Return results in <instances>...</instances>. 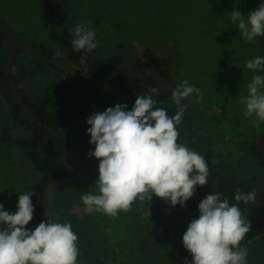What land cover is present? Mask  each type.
<instances>
[{"label":"rangeland","instance_id":"374dc122","mask_svg":"<svg viewBox=\"0 0 264 264\" xmlns=\"http://www.w3.org/2000/svg\"><path fill=\"white\" fill-rule=\"evenodd\" d=\"M261 3L264 0H66L62 4L69 29L84 23L95 31L98 46L91 54L108 57L124 51L126 66L146 84L164 87L175 113L172 92L179 84L187 79L201 90L203 99L193 94L181 100L187 109L177 126L178 143L203 155L209 168L207 185H197L194 205L187 201L172 206L153 195L151 201L137 199L130 211L115 218L103 212L89 214L81 197L99 194L95 186L99 160L75 145L68 174L46 188L45 215L50 222L71 224L78 235L77 264H191L183 234L199 217L198 205L205 196L220 189L221 199L238 204L242 216L250 214L253 205L264 204V122L254 127L255 117H245L246 106L240 103L253 76H264V70L245 67L247 61L264 57V42L260 37L247 42L230 19L234 9L247 18ZM0 34L4 79L13 92L42 104L54 81L85 82L87 69L67 56L57 23L44 11L42 0H0ZM40 46L53 51L48 61L38 51ZM41 60L48 62L46 67ZM153 62L165 69L168 81L158 78ZM94 89L127 105V96L117 87L101 84ZM16 121L0 88V203L10 213L18 211L20 194L41 178L25 148L11 145L8 150L3 144L5 127H11V137L29 136V130L16 128ZM216 176H225L222 188L218 189ZM241 184L247 192L256 191L254 202L235 200L233 190ZM157 198L171 224L166 247L150 234L149 218ZM240 247L248 250L247 264H264V229Z\"/></svg>","mask_w":264,"mask_h":264},{"label":"clouds","instance_id":"9594fccd","mask_svg":"<svg viewBox=\"0 0 264 264\" xmlns=\"http://www.w3.org/2000/svg\"><path fill=\"white\" fill-rule=\"evenodd\" d=\"M242 38L255 43L264 36V3L250 11L247 18L238 9L231 12ZM74 51L86 55L98 46L95 31L84 23L69 29ZM250 70H264V57L246 62ZM248 95L240 96L246 106L245 117H255L253 126L264 122V76L255 75L248 84ZM149 92L158 89L149 87ZM195 94L203 99L201 90L185 79L172 92L177 112L169 116L164 108H155L151 95L137 97L131 110L126 104L108 107L87 118L90 143L95 145L89 156L99 160V194L87 193L81 199L86 211L103 212L118 217L130 211L132 204L152 200L153 195L172 206H184L194 195L197 185H207L208 163L203 155L178 143L179 131L187 105L181 100ZM33 193L18 199V211L10 213L0 203V264H77L78 235L70 223L41 222L34 230L26 228L33 220ZM256 191L236 190L235 200L254 202ZM199 217L193 219L183 234V245L191 253V264H247L248 250L240 242L251 225L242 217L238 204L221 199L219 193L209 194L198 205ZM187 264V261H186Z\"/></svg>","mask_w":264,"mask_h":264},{"label":"trees","instance_id":"16d2710c","mask_svg":"<svg viewBox=\"0 0 264 264\" xmlns=\"http://www.w3.org/2000/svg\"><path fill=\"white\" fill-rule=\"evenodd\" d=\"M65 1L42 0L43 9L57 23L60 41L65 47L69 59L87 69L85 82L60 78L50 86L43 103L38 104L30 96L12 91L11 85H8L4 79L5 70L0 56V88L9 104L10 112L16 117L17 121L14 125L20 130L24 128L30 132L27 138L20 135L11 137L9 134L11 127L7 129L5 127L2 132L3 144L8 150H10L11 145L14 147L17 145L21 149L25 148L34 166L41 173L38 182L23 192L33 193L31 199L35 209L33 220L26 227H37L42 221L47 222L45 215L46 188L50 181L58 180L68 174V159L72 152L71 149L79 144L90 151H94L95 145L90 143L91 136L87 131L91 127L87 123V118L95 112H103L108 107L117 105L113 99L105 98L96 91L95 86L108 84L119 88L127 96L126 103L130 109H132L138 96L151 95L156 101L155 108H164L169 116L175 115L173 107L168 102V95L164 87L156 84V82L151 85L146 84L137 72H133L131 68L126 66L124 51L121 55L108 57H97L89 52L86 55V63H81V57H85V52L73 50L71 43L73 37L66 24V13L59 9ZM260 39L264 42V36H260ZM1 42L2 35L0 34V44ZM37 49L47 57L46 61L53 55V51L45 46L37 47ZM47 63L40 61V65L45 67ZM152 68L158 78L164 81L169 80L168 73L157 62L152 63ZM150 86L157 88L158 92H149ZM223 177L225 176H216L219 179L216 184L218 189L223 187ZM237 188L233 190V194H236ZM239 189L247 193L243 184ZM212 190L214 189L207 188V192ZM217 191L215 190L214 193ZM188 201L192 205L195 203L193 196ZM251 208L250 214L242 216L246 221L250 216L264 212V204L253 205ZM149 222L151 236L161 245L168 246L171 224L165 217L164 208L159 198L154 201V209ZM262 229L264 227L250 237L258 234Z\"/></svg>","mask_w":264,"mask_h":264},{"label":"water","instance_id":"95a60500","mask_svg":"<svg viewBox=\"0 0 264 264\" xmlns=\"http://www.w3.org/2000/svg\"><path fill=\"white\" fill-rule=\"evenodd\" d=\"M59 9L60 10L63 9V6L61 5ZM247 221H249L251 228L250 231L245 235L244 239L250 237L255 232H257L258 230L264 227V212H259L257 214L250 216Z\"/></svg>","mask_w":264,"mask_h":264}]
</instances>
